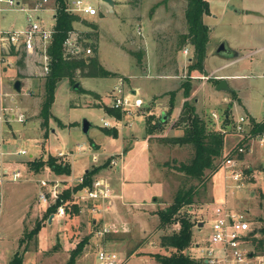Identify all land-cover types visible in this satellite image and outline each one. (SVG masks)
Instances as JSON below:
<instances>
[{"label":"rangeland","instance_id":"1","mask_svg":"<svg viewBox=\"0 0 264 264\" xmlns=\"http://www.w3.org/2000/svg\"><path fill=\"white\" fill-rule=\"evenodd\" d=\"M22 1V4L33 5L40 0ZM52 1L55 3V0ZM86 1L96 7L97 13L87 15V17L78 14L80 20L75 22V25L79 28L84 27L87 31L91 30L92 28L85 23L91 18L98 23V26L97 29L91 30L92 38H85L82 32L77 33L81 46L91 48V52L83 55L96 54L90 44L93 41L96 42L97 56L100 62L105 68L115 71L116 75L81 78L80 72L77 70L74 79L79 82V87H84L82 91L75 88L74 83L67 76L58 80L52 112L65 123L70 122L67 125L69 129L63 130L57 137L51 136L50 147L48 144L45 146V155H48L50 151L53 152L54 148L61 147L64 142H69L73 146L76 143H84L87 150L83 154L88 156L80 158L89 162L91 154L94 153L88 150L90 139L100 145L98 150H94L96 153H100L99 155L121 152L123 141L120 131L117 135L108 133L102 128L101 121L104 119L113 122L110 116H105L101 106L107 105L106 103L110 101L109 92L117 85L120 77H123L126 88L136 89L138 87L139 96L147 104L141 108L140 113L134 116L133 126L124 130V133L127 134L124 137L126 141L131 139L130 132L138 137L148 133V126L145 124V117L148 114H152L153 121L162 114H167L163 129L148 133L151 136L146 143L150 153L151 166L149 167L152 171V179L156 180L162 177V190L159 195H155L157 197L156 207L151 206L153 198L147 201V205L131 206L132 213H125L129 216L118 220L119 230L122 231L125 227L127 233H117L119 236L115 237L117 244H111V242L101 244L113 251L126 252L125 254L123 252V255L119 254V264H154L151 254H168L167 250L159 245L160 236L163 233L179 229V223L166 229H160L157 212L171 203L178 189L187 188L190 185L197 187V193L194 196L193 204L183 207L180 215L187 212L192 221V242L201 241L209 233L210 213L215 204L222 202L225 198L228 203L230 202V205L234 202L237 206L235 211L247 215L252 232L257 238L263 237L257 230L263 225L259 218H264V199L261 197V192H264V172L261 170L264 168V159H262L264 145L257 139L264 137V131L261 134L250 133L252 140H255L252 144L254 146L251 155L253 159L241 167L245 175L242 179L244 186L239 189L232 187L234 183L229 179L225 181V174L228 175L230 172L220 169L222 156L215 161L218 167L216 171L213 174L207 171L211 174V178L205 185H200L197 180L185 177L183 173L175 169L180 162H187L191 158L193 153L191 146L158 140L159 137L170 138L182 134V131L174 128L173 124L179 117L180 106L183 102V93L179 86L181 81L187 77L189 58L193 55L192 46L189 43L182 48H176L179 33L187 30L184 16L186 0H114V5H109L102 0ZM209 2L212 13L211 16H206V21L212 23L214 29L209 33L207 47L214 51L222 40L221 38H225L233 44L236 39L238 40L237 44H240L242 48H248L238 56L224 57L213 51L207 54L204 71L194 69L190 72L189 98L194 99L198 114L209 124L211 123L209 127L212 130L222 128L226 132L236 133L231 120L227 126L224 125V114L229 113L235 121L245 113L252 114L257 120L264 119V0H209ZM236 9L240 10L239 15H237ZM26 14L27 12L21 9L3 10L0 12V26H3L4 29H9L12 26L13 28H22L27 23ZM238 18L240 22L236 24ZM138 26H141L142 34L137 33ZM95 31H98V36L95 35ZM184 47L188 49L187 52H183ZM145 48L147 51L142 52L140 61H138L134 52ZM238 50L240 49L238 48ZM21 52L18 50V53L12 55L17 59ZM27 61H31L35 65L41 64L43 71L40 50L35 49L33 53L26 51L25 62ZM233 72L241 74L235 78L230 77L228 80V85L234 93L231 90H218L212 76ZM16 75L17 70L14 66L7 65V62L0 64V89L3 86L8 87L16 95L18 92L13 89ZM44 76L43 72V80ZM207 76L210 77L208 80L211 83H206ZM37 85L40 87L35 86L27 91L26 95H23L24 97L20 96L21 106L26 109V121L28 122L34 120L39 111L38 97L40 93L41 96L43 93V81ZM170 90L175 91L172 105L170 104ZM94 92H99L100 96L95 97ZM223 95L228 97L223 98ZM19 102L21 103V101ZM35 111L37 113L34 115ZM213 111L219 117L217 122L213 120V117V119L210 117ZM11 114L9 112L10 118ZM56 116L49 120V131L62 128L61 122ZM83 119H87L91 124L87 133L82 131ZM10 124L13 128L23 130L19 136L16 134L9 146V150L12 151L17 161L36 157L40 150L44 152L41 143L38 144L37 140H31V138L39 137L36 130L24 128L22 123L13 120ZM3 148L6 150V147ZM21 149H24L26 154H17V151ZM128 157L131 158L132 164L129 165L136 166L132 169L131 174L138 175L144 168V154L134 156L132 153ZM99 159L102 162L96 161V164L102 166L106 159L104 156H99ZM111 160H114L113 157L109 159V164H111ZM101 169L108 170L110 167L106 165ZM249 169L250 172L256 170V177L251 175L255 172L247 173ZM39 173L31 176L26 175V180L6 181L2 185L0 264H8L13 254L16 251H22L25 247L27 251L24 253L23 264H66L71 250L84 238H87V242L81 253L75 258L74 264H95L96 256L93 258V254L98 249L95 244L88 245V240L90 238L91 240L97 239L95 233L103 227L102 224L113 221L114 218L106 211L107 214L105 213L101 217L102 219H96L97 223H93V216L97 215L93 211H86L87 208L92 207L93 203L86 197L81 198L82 190L62 201L65 207L64 216L50 218L51 214L46 215L48 205L43 203L38 195L39 187L40 190H49L52 187H41L40 181L45 180L48 184L59 181L57 195H61L63 190L71 184L72 187L75 186L77 179L71 183L65 176L56 177L48 167H43ZM225 182L229 185L227 189ZM103 185L106 184L103 183ZM106 186L109 189V186ZM223 187L226 189L227 196L224 195ZM212 188H214V192ZM149 190L155 191L154 188L143 187V194L147 195ZM251 193L253 194L251 195ZM47 197H49V193ZM103 200L107 201L108 199ZM104 205L107 210L108 203L106 202ZM125 208L129 211L127 207ZM153 208H157L156 216H154ZM82 209L83 211H80ZM120 211L121 214L124 213L121 209ZM97 217L99 218V216ZM49 218L50 222H48ZM123 221L125 224L122 223ZM37 222L40 225L39 231L28 238L26 233L35 228ZM107 234L102 238L109 239L110 235ZM21 238H24V243L20 246ZM249 248L252 255L248 264H264V250L258 251L250 242ZM261 248L264 249V244ZM136 250L139 251V254L147 255V258L133 255L127 261L123 259L127 254ZM186 250L190 257L197 260L193 246Z\"/></svg>","mask_w":264,"mask_h":264},{"label":"trees","instance_id":"2","mask_svg":"<svg viewBox=\"0 0 264 264\" xmlns=\"http://www.w3.org/2000/svg\"><path fill=\"white\" fill-rule=\"evenodd\" d=\"M68 0H55V23L52 28L51 40L47 46V54L49 56V70L44 76V94L40 103L39 118L41 119L40 126L44 129L43 137L46 138L48 134V124L51 117L50 107L54 101V93L57 81L63 77H69L72 83L76 82L74 79L75 72L78 70L80 76H109L116 75L115 71L106 69L99 61L97 56V43L91 42V46L96 51V54L86 56H65L63 54V42L71 30L74 29V22L80 20L77 13L71 12L67 9ZM210 13V6L208 0H186V7L184 11L186 31L179 33L178 45L176 48H182L189 43L192 46V57L187 66V77L180 83L184 101L182 103L181 112L178 119L173 124L176 129L182 131L180 136H173L170 138H158L160 141H171L173 144L186 145L189 144L192 148V156L187 162H180L175 169L183 173L185 177L192 180H197L200 185H205L218 168L215 161L222 156L224 137L223 133L217 130H212L209 124L203 117L196 112L194 99H190L191 80L190 72L194 69L204 71L203 60L206 54L207 42L209 39V27L203 21V15ZM93 30L97 27L96 23L91 21L85 22ZM97 29V28H96ZM91 30L82 31L85 38H92ZM98 36V31L94 32ZM97 40V38H96ZM24 54V53H23ZM18 59L22 60V56ZM140 61L142 50L134 52ZM218 80V79H217ZM216 80V81H217ZM79 91L83 87L77 88ZM234 92V91H232ZM170 104H173L174 90L169 91ZM97 95V94H96ZM99 106H101L99 104ZM105 112L109 115L120 117V112L108 105H104ZM163 117H159L153 121L152 115H147L146 124L147 132L152 133L163 129ZM227 121V119H226ZM252 133L261 134L264 131V123H256L253 121ZM108 130V129H107ZM108 133L114 135L115 130H108ZM107 160L102 166L92 167L83 174L82 182L77 183L72 188L63 190L60 198L65 201L72 196V194L81 191L83 188L91 187L93 177L98 171L108 164ZM29 168L32 171L39 172L43 167L47 166L54 174L62 175L70 174V165L68 163L59 161L57 157L49 155L45 160H31L27 161ZM264 172V168L261 169ZM207 171H210L209 174ZM250 169L247 173H250ZM197 193V187L190 185L187 188H180L176 191L171 203L166 207L158 210V218L160 229L171 227L174 223H179V229L170 233H163L160 236V247L167 250L168 254L153 253L151 256L155 260V264H204L189 255L186 249L191 244L192 236V221L189 215L184 213L180 215L183 207L192 205L194 196ZM261 197L264 199V192H261ZM60 201L46 208V215L55 212ZM263 225L257 230L263 237L257 238L254 232H251L250 243L255 246L258 251H263L261 248L264 244V218H259ZM39 222L36 227L31 229L26 236L31 238L39 231ZM87 238L81 240L74 249L71 250L69 260L66 264H74L75 258L81 253ZM24 243V238L20 239V246ZM27 251L26 247L22 251H16L8 264H23L24 253Z\"/></svg>","mask_w":264,"mask_h":264},{"label":"crops","instance_id":"3","mask_svg":"<svg viewBox=\"0 0 264 264\" xmlns=\"http://www.w3.org/2000/svg\"><path fill=\"white\" fill-rule=\"evenodd\" d=\"M19 1L23 2L22 0H19ZM114 4H115V2H114ZM209 6H210V2H209ZM12 9H16V8H12ZM6 10H10V9H6ZM239 12H240V10L236 9L237 15H239ZM211 13H212V10L210 9V13L203 15V21L208 25L209 33L213 31L214 25L212 23H208V21H206V16H211ZM77 14H79V13H77ZM79 15H84V16L87 17V15H85V14H79ZM38 17L41 19V21L47 27L53 28V25L55 23V3H53L52 0H46V1L42 2V6L38 10ZM89 19H90L91 22L96 23V25L98 26V23L95 20H92L91 18H89ZM260 20H261V18H260ZM75 22H77V21H75ZM75 22L73 24L74 25V29L71 30L70 33L72 35L76 36L77 40L79 41V39L77 37L79 35L77 33H80V32L85 31L87 29H85L84 27H82V28L76 27ZM238 22H240L239 18L236 20V24ZM26 24H25V26H26ZM246 26H247V24H246ZM0 29L3 30L4 27L0 26ZM9 29H16V28H13V26H12ZM221 39H225V38H221ZM227 41H228L229 46L232 47L233 49H235L238 52V54L235 55V56L240 55V53L242 51H245L248 48V47L242 48L240 46V44H237L238 40H236V39L234 40L235 44H233L230 40H227ZM238 48L240 50H238ZM154 49H155V45H154ZM18 50H21L22 52L20 53L19 57L16 59L14 57V55H12V54H14L16 52L18 53ZM141 50H142V52H143V50H144V52L147 51L146 48L145 49H141ZM184 50H186V51H184ZM263 50H264V47H263ZM14 51H16V52H14ZM187 51H188V49L184 47L183 48V52H187ZM212 51H213V49H209L208 47H206V54H205V57H204V60H203V67H204V62H205V59L207 57V54H209ZM22 54H23V56H22L23 58H22L21 62H19L18 59L21 57ZM25 57H26V51L25 50H23V49H15V47L13 45L8 44L6 41L3 44H1V42H0V64H2L3 62H7V65L14 66L16 68V70H17V75L15 76V80L16 79H20V82H21L20 91H16L14 89V87H13V89L16 92H18L16 95L14 93H12V91H10V89L8 87L3 86V88L0 89V148L4 152H6V155L4 156V161L7 164H9V165H11L13 167H16L18 170H20L22 172V178L21 179L26 180V175L27 176L28 175L31 176V175L40 174L39 172L32 171L29 168V166L27 164V161L38 160V159L45 160L49 155L55 156V157L58 158L59 161L68 163L70 165V171L71 172H70L69 175H65V174L56 175V174H54V176H56V177H64L65 176L66 179L67 178H71V176H72V178L74 180H76L77 178H79V176L83 175L85 172L90 170L92 168L91 166H97L98 164H96V161H98V162L101 161L102 162V160L99 159V156L100 157L104 156V159H106V161H107V159L109 160L111 157H113V159L115 161V164H112V163L109 164V162L107 164V166H109L110 169H108V170L107 169H101L97 174L94 175V177H96V180H100L101 182H103V183H105L106 185L109 186V195H110L109 199L107 201H105L103 199L91 200V203H93L92 207L91 208H87L86 211L91 212V211L95 210L96 208L97 209H101V211L99 213L96 212V211L95 212L93 211L94 213H96L97 216H99V218L97 216H93L94 217V220L92 221L93 223H95V222L97 223L96 219H102L101 217H103V215H105L106 211H108L107 213L111 214L112 217L114 218L113 221H109V222H106V223L102 224V226H108L110 228V232L107 234V235H110L109 236L110 238L109 239L107 238V240H106L104 237L103 238L102 237H98L96 235V233H95V237H97V239L91 240V238H90L88 240V245L95 244L97 246V249H98V247L103 245L101 243L111 242V244H117L116 243L117 241L115 239V237H119V236H117V233H120V232L123 233V234L127 233L126 232L127 230H126L125 227L123 228L122 231L119 230L120 227H118L119 226V223H118L119 221L118 220H120V218H126V217L129 216L128 214H125V213H129V214L132 213V207L131 206L134 207V206H137V205H140V204L141 205H147V201L149 199H151V198L154 199L153 203L151 204V206H155L156 207V201H157L156 198L157 197H155V195H159V192H161V190H162V179H161L162 177H160V178H158L156 180L152 179V171H151V168L149 167V166H151L150 158H149L150 157V153H149V149H147V146H146L147 144L146 143H147L148 138H150L149 136H151V135H148V133H147L145 135L143 134L141 137H138L133 132H130L129 135H131V139L126 141L124 137L127 134L124 133V130L126 128H130V127L133 126V121H132L133 119L131 120V124L130 125H128L127 122H125V121L117 123V122H115L113 120V122L111 123L110 121L106 120V121L110 122L111 124H114V127L109 128V127H103L102 126V128H104L106 131L114 129L115 130L114 135L119 134V131H120V133L122 135L121 138H122V141H123V148H122V150H120L121 151L120 153H117V154L111 153V154H107V155H99L100 153H96L94 150H98L100 145H98L93 139H90V148H88V150L91 151V152H94V153L91 154V159H90L89 162L87 160H85V159L80 158V157H83V156H88V155H84L83 154V152H85V150H87L86 145L84 143H76V145L73 146L69 142H64L61 145V147L54 148L55 150L53 152L50 151L48 155H45L46 154L45 153V150H46L45 146H46V144H48V146L50 147V138H51V136L55 135L57 137V136L60 135L59 133H61L63 130L69 129V127L67 125L70 122L69 123H65L64 121H62L60 118H58L52 112V106H53V103H54V101H53L52 105L50 107V112H51L50 119H52V118H54V116H56L58 118V120L61 122L60 124L62 125V128L57 129V130H50L49 131V124H48L47 137L46 138L43 137L44 129H42L41 126H40L41 119L39 118V115H38L39 111H40V103L42 101L43 94H44V91H45L44 90V80L42 79L43 71H42L41 64L40 65H35L31 61L25 62ZM41 57H42V55H41ZM5 67H4V70L6 69ZM108 70H110V69H108ZM111 71H113V70H111ZM36 74H38V75H36ZM239 75H241V74H236L235 72H233L231 74L230 73L216 74L215 76H212V77L215 79L214 83L217 86V83H218V81H219V79L221 77L227 79V81H228L230 77L231 78H235L236 76H239ZM82 77H84V76H81V78ZM208 79H210L209 76H207L206 83H211V81L208 80ZM42 81H43V85H42L43 86L42 87L43 88V93H42V96H41V93H40V95L38 97L39 111L37 109V111H38L37 117L34 120H31V121L28 122V121H26L27 120L26 109H24V106H21L22 105V100H20V96L24 97L23 95H26L27 91H29L30 89L34 88L35 86L40 87L37 84H40ZM56 87H57V84H56ZM56 87H55V93H54V100H55V94H56ZM179 88H180V86H179ZM180 89H182V88H180ZM130 90H131L132 93H137L139 95L138 87H136V89L130 88ZM218 90H224V89H218ZM228 90H231V92L233 91V89H231V87ZM94 93L97 94V95H95V97L100 96L99 92H94ZM232 93H234V92H232ZM16 96H17V98H16ZM237 96H238V94H237ZM227 97H228L227 95H223V98H227ZM19 101H21V103ZM183 101H184V97H183ZM15 102H16V104H14ZM109 103H110V101L108 103H106V104L109 106ZM146 105L147 104L144 101V106H146ZM230 105H233V104H230ZM14 106H15V108H14ZM101 107L103 108V106H101ZM180 107L182 108V106H180ZM181 108H180V112H181ZM19 109H20V111H19ZM9 112L12 113L11 114V118L9 116ZM196 112H197V109H196ZM36 113L37 112L35 111L34 115ZM212 113L217 114L214 111L211 112V114ZM18 114H23V116H24V120L23 121H18L17 120ZM104 114H105V116H110L112 119H113V117H115L114 115H109L108 113H106L105 109H104ZM13 115H14V117H13ZM148 115H152V114H148ZM165 115L167 116V114H165ZM240 116H245L246 119H247V123L245 125V130L248 133H251V130L253 129L252 120L255 121L256 123H262V122L264 123V119L257 120L250 113H245V114L240 115ZM146 117H145V124H146ZM210 117L212 118V116H210ZM226 119H227V121H226ZM12 120L13 121H17L19 123H22L24 125V128H28L29 130H34V131L36 130L37 134H39L38 135L39 137L37 139L31 138V140H33V141L37 140L38 144L41 143V146H42L44 152H41V150H40L39 155L36 156V157H33V158L31 157L28 160L22 159V160H18L17 161L16 158L14 157V155L12 154V151L9 150L10 149L9 146L13 142L14 137H16V134H18L17 136H19L21 131H23V130L22 129L13 128L11 126V124H10V122H12ZM102 120H104V119H101V121ZM213 120H215L217 122V121H219V117H218V119H213ZM223 120L225 121L224 125H226V126L229 123V120H231L233 125H235V123L237 121V120L235 121L234 117L230 116L229 113L224 114ZM72 124L74 125V123H72ZM212 124H213V122H212ZM216 130L220 131L221 133H223V137H224L223 149H222V158L224 156H226V155L234 153L236 148H237V146L241 145V143H243V141H246V140L242 139V136L240 134L226 132V130H224L222 128H219V129H216ZM254 141L250 137L248 139V143H247L248 146H247L246 152L243 153V154H239L238 155L241 167L245 163H248V162L250 163V161L253 159L251 155H252V151H253V147H254V146H252V144L254 143ZM257 141L260 142L259 139H257ZM260 143L262 145H264V142L263 143L260 142ZM3 147H6V150H4ZM262 151L264 153V148H263ZM59 153H61V155H59ZM132 153H133L134 156H140V155L144 154V157H143L144 158L143 159V167L144 168H142V170L140 171V173H138V175L131 174L132 169H134L136 167V166H130V165H132L131 164V158L128 157V156H129V154L131 155ZM39 157H42V158H39ZM262 159H264V155L263 154H262ZM103 164H104V162H103ZM45 168H47V166H45ZM220 169H223V168H220ZM252 172H255V173L251 174V175L253 177L254 176L256 177V175H257L256 174V170H254ZM252 172H250V173H252ZM94 177H93V179H94ZM20 180H18V181H20ZM32 181L36 182L37 180H32ZM13 182H15V181H13ZM36 186L38 187V185H36ZM143 187L154 188L155 191L149 190V192H147V195H144L143 194L144 193ZM212 189H213V192H214V188H212ZM39 191H40V187H39ZM224 191H225L224 195L227 196V192H226L225 188H224ZM217 193H218V196H219L220 195L219 191ZM252 194L253 193H251V195ZM106 202L109 205V206H107V210L105 209L106 206L104 205V204H106ZM217 203L218 204L219 203H222V204L224 203L228 209L233 210V211H235V208L237 207L234 204V202L230 205V202L228 203L227 198H225V200H223L222 202H217ZM125 207H127V209H129V211L125 210L126 209ZM92 208H93V210H92ZM120 209L122 211H124V213L121 214ZM153 210L155 212L154 216H156L157 215L156 214L157 208H153ZM80 211H83V209L80 210ZM123 214H125V215L123 216ZM121 215H122V217H120ZM50 218H52V217L50 216ZM50 218H49L48 222H50ZM122 223L125 224V221H123ZM177 224L178 223L176 222L173 225L175 226ZM91 237H92V235H91ZM193 243L194 242H192V240H191V244H190L189 247H192ZM189 247L187 248L188 250H189ZM115 252L119 256V254L123 255L124 251H115ZM125 253L126 252H124V254ZM186 253H187V255H189L188 254L189 252H186ZM95 255H96V251H94L93 258H94ZM133 255L147 258V255L139 254V251L136 250L134 252L132 251L129 254H127L125 258L123 257V259L125 261H127L130 258H132ZM154 264H155V260H154Z\"/></svg>","mask_w":264,"mask_h":264},{"label":"built area","instance_id":"4","mask_svg":"<svg viewBox=\"0 0 264 264\" xmlns=\"http://www.w3.org/2000/svg\"><path fill=\"white\" fill-rule=\"evenodd\" d=\"M44 1L46 0H40L33 5H27L25 3L22 4L19 0H0V12L12 8L27 12V24L25 27L0 29V42L3 44L6 41L8 44L13 45L15 49H23L29 53H33L35 49L40 50L43 72L47 73L49 70L47 46L51 40L52 28L47 27L38 17V10L41 8L42 2ZM67 9L71 12L85 15L97 13L96 7L86 0H68ZM137 33L142 34L141 26L137 27ZM63 49V54L68 57L80 56L81 53L83 55L91 52L89 46L85 48L82 47L76 36L72 35L70 32L64 39ZM124 82L123 77H120L117 85L109 92L111 97L109 106L120 112L121 116L119 118L116 116L113 117L115 122L120 123L125 121L130 125L133 117L140 113L141 108L144 106V100L137 93H132L130 88H126ZM211 116L214 119H218L215 113H212ZM17 120L23 121V114H18ZM246 123L247 119L245 116L238 117L234 125V130L246 141L238 145L234 153L224 156L220 164V167L223 168L224 171L230 172L228 175L225 174V181L229 179L234 183L232 187L237 189L244 186L242 179L245 175L240 166L238 155L246 152L248 139L251 137L250 133L245 130ZM102 126L112 128L114 124L102 120ZM259 141L264 142V137L259 139ZM25 153L26 151L24 149L17 151V154ZM5 155L6 152L0 148V210L2 207V185L6 181H18L22 178V172L20 170L4 161ZM59 155H61V153H59ZM110 162L115 164L114 160ZM82 180L83 175L77 178V183L82 182ZM68 181L73 183L75 180H73V178H68ZM58 182L59 181H55L54 184H48L45 180L40 181L41 187L49 186L52 187V190H40L38 195L40 200L48 205V207L56 203L57 200L60 201L55 212L51 214L53 218L65 215L63 200L60 198V195H57ZM71 185L68 186V188H72ZM228 187L229 185L226 183L225 188L227 189ZM48 193L49 197H47ZM81 194V198L86 197L90 200L109 199L110 196L108 187L103 185L99 180H93L92 186L83 188ZM93 211L99 213L101 209L96 208ZM210 214L211 224L209 233L204 239L193 244L197 254V260L199 259L198 261L204 264H248L251 258L249 254L252 253L249 248L252 228L247 215L243 212L228 209L224 203L215 204ZM109 232L110 228L108 226H103L96 232V235L102 237ZM95 256V264H119L118 254L103 245L98 248Z\"/></svg>","mask_w":264,"mask_h":264},{"label":"water","instance_id":"5","mask_svg":"<svg viewBox=\"0 0 264 264\" xmlns=\"http://www.w3.org/2000/svg\"><path fill=\"white\" fill-rule=\"evenodd\" d=\"M110 5H113L114 4V0H102ZM144 52V50H143ZM214 53L218 54V55H221V56H224V57H231V56H235L238 54V52L233 49L232 47L229 46L228 44V41L226 39H222L218 45L216 46V48L214 49ZM73 86L75 88H78L79 87V82L76 81ZM13 87L16 91H20L21 89V82H20V79H16L13 83ZM218 89H224V90H228L230 89V86L228 85V81L227 79L225 78H220L218 83H217V86H216ZM162 117L163 119L165 120L166 119V115L165 114H162ZM90 122L87 120V119H83L82 121V131L84 133H87L88 132V129L90 128ZM52 217V215H51ZM252 254H249V256L251 257Z\"/></svg>","mask_w":264,"mask_h":264}]
</instances>
